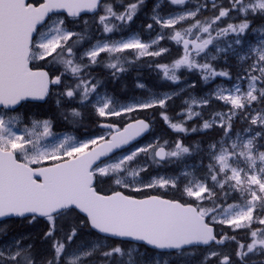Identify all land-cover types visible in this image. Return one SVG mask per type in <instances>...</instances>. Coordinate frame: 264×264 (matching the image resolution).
<instances>
[{
  "label": "snow or ice",
  "instance_id": "6c2138e0",
  "mask_svg": "<svg viewBox=\"0 0 264 264\" xmlns=\"http://www.w3.org/2000/svg\"><path fill=\"white\" fill-rule=\"evenodd\" d=\"M145 3L0 0V222L20 218L33 224L42 219L47 225L43 239L51 242L49 254L40 257L23 236L0 243V264H169L160 257L172 250L194 255L191 250L200 246L206 247L202 264L212 258L216 264H264V24L254 27L257 19L264 21V0H228L227 6L211 0V18L202 17L208 0L193 7H187L190 0H168L182 7L167 17L157 3L145 25L148 30L159 26L156 37L148 42L139 35L125 38L124 30ZM59 12L73 18L74 26L82 13L94 14L101 38L82 49L88 21L84 31L76 32L66 18L52 19L50 14ZM253 31L260 36L258 43L241 54L236 46L245 44ZM165 39L174 42L181 55L170 64H155L163 79L178 85L183 69L198 73L206 85L215 84L206 95L183 101L179 122L167 112L178 92L120 103L102 91L104 83L92 75L102 67L118 80L127 65L167 52L159 46ZM126 52L134 53L131 60ZM229 53L239 62L235 77L229 66L217 63ZM218 78L231 81V86L215 83ZM196 86L195 81L188 85ZM53 97L65 121L78 123L82 109L90 107L102 131L86 139H56L50 118L23 123L18 106ZM213 101L225 110L205 119L202 110ZM155 108L162 110L161 120L175 133L187 136L218 128L221 134L207 142L157 138L129 147L150 131L151 123L122 119ZM197 119L201 122L188 126ZM239 121L243 126L236 129ZM197 157L200 168L195 167ZM188 159L193 160L191 166ZM162 163L183 169L146 182L143 174L151 164ZM102 184L114 187L102 192ZM155 189L177 190L181 198L126 194ZM224 228L231 233L247 230L249 239L242 242ZM85 231L92 239L77 243ZM4 235L7 224L0 227V237ZM228 242L236 245L232 254L217 250ZM150 251L154 256L145 259Z\"/></svg>",
  "mask_w": 264,
  "mask_h": 264
},
{
  "label": "flooded vegetation",
  "instance_id": "af4514ba",
  "mask_svg": "<svg viewBox=\"0 0 264 264\" xmlns=\"http://www.w3.org/2000/svg\"><path fill=\"white\" fill-rule=\"evenodd\" d=\"M128 0H123V3H127ZM204 3V0H190L189 5L187 7H193L197 3ZM217 4H221L224 6H227L228 0H216ZM159 3L160 8L158 9L159 13L165 17H167L169 14H174L177 11L181 9L182 6H172L168 3V0H146V3L144 7L141 9L139 15L137 18L134 20V22L128 26L125 30L123 35L125 38L131 35H139L142 40L145 42L150 41L151 39H154L159 31L161 29L159 28L158 25H154L153 30H148L145 25L149 22L150 16L152 15V9L155 4ZM117 10H122L121 8H117ZM215 12L213 11L211 7V0H208V8L207 10L202 12V17H208L211 18ZM94 14H82L81 17H79L77 21V31L82 32L84 31V21H88V27L87 31L85 33V40L82 43V49L87 48L90 46L91 43H95L96 39H100L102 36L101 30L98 29L97 23L93 19ZM66 18V17H62ZM67 21H69L68 24L71 23L72 20L66 18ZM225 22H235L233 20H225ZM261 24H264V21H261L259 19L256 20L254 27L259 26ZM223 26V23L221 24ZM167 32L168 30H164ZM118 35L114 38H118ZM259 34L255 31H253L247 42L241 46H236L240 51L241 54H244L245 52H248L250 47L253 46L254 44L258 43L259 41ZM226 40L228 38H225ZM160 47L162 48H167L168 51L164 52L161 56L157 57L160 59H168V62L171 63L175 58H177L179 55H181V49L175 45L174 42H171L167 39L161 40L160 41ZM81 49V50H82ZM134 53L131 52H126L125 56L131 60L133 57ZM150 56H146L141 58L140 60H137L134 64L127 65L128 70L121 74L120 78L118 80H113L111 76L109 75V72L107 69H104L102 67H97L93 70L92 75L95 76L98 80L102 81L104 83V88L102 90L107 91L109 94L115 95L117 99L119 100L120 103H131L133 102V94L130 92L132 91H137L136 93H142V89L138 88L136 85L137 83H143L146 85L150 84H158L157 80L159 81V85H166V84H172L169 81H166L162 77V73H159V78L157 80H150L148 77V63ZM50 59V58H49ZM218 66L224 67V66H229L232 73L233 77L237 74L239 71V62L236 60V58L229 53L228 59L224 60L221 59L218 62ZM46 68L50 67L49 64H44ZM236 72V73H235ZM182 76V81L180 84H174V85H183L185 86L186 91L182 92V96L178 98H173L168 102V107H167V112L169 116L174 117L175 121L178 122L180 121V117L177 116V113L181 111V109L184 107L183 101L187 99V94L189 92H195L197 95L202 96L204 92L207 90H210L212 87L215 86L213 85H206L202 80L199 78V74L195 72H188L186 70H181L180 73H178ZM71 79V78H69ZM196 82V88L192 89L189 88L188 85H190L192 82ZM217 84H223V85H229L232 83L231 81H224L223 78H218L217 81L215 82ZM215 101H213L214 103ZM55 103V98L53 99V104ZM212 103V104H213ZM212 104L209 107L204 108L203 111V116L205 119H208L211 114H212ZM31 108V107H25ZM18 111H24V109H17ZM197 111H201V109L197 108ZM59 111L57 107H53L52 113H51V119L54 121V128L53 130H65V135H71L75 136L77 139H86L90 134H99L102 130L99 129L96 126V121L97 118L92 114L90 107L89 108H84L82 109L83 111V118L78 122V123H72L70 121H65L64 119H59L55 112ZM162 110L159 108L155 109H148V110H143V111H138L135 113H131L128 116L124 117L121 121V123H127L129 122V119H145L152 124V130L151 132L141 140V142L137 143L135 146L141 145L143 143H146L150 138L152 137H160L161 142L163 140H168L169 142L174 141L177 138H181L184 140L185 143L186 140L184 139L185 136L184 134H178L173 132L171 129H169L161 120L160 118V112ZM59 116V115H58ZM155 118H158L161 121L160 125H157L155 122ZM116 119V118H113ZM200 121L197 120H192L188 121V123H199ZM106 132V130H103ZM143 162V161H142ZM204 163H207V160L204 161ZM187 164L191 166L193 164L192 159L187 160ZM183 167V165H175V164H151L150 168L151 169H156L160 168V170L170 172V171H177L179 168ZM195 167L200 168V161L199 158L197 157L195 159ZM144 177L146 176L143 174ZM149 191V190H148ZM163 196H166L168 198H176L180 199L181 195L175 192L173 189H168L167 191L162 190L161 192ZM145 194H142L143 196ZM7 224V235H4L0 237V243L7 242L12 240L13 238H19L21 236L25 237L24 243H32L34 244V251L37 255V257L48 255L50 251V241H45L43 239V236L40 238H36L35 235H37V228L39 227L40 224L45 225V228H47L46 223L41 219L38 220L36 223L29 224L27 221H23L20 218H12L8 219L4 222L0 223V227H4V225ZM18 225V227H17ZM219 232V229H217ZM31 235L35 237L31 238ZM38 237V236H37ZM219 247L221 246H216L217 250L222 251ZM192 251L195 253L192 259H204V254L206 252V247L201 255L197 254V251L195 249H192ZM149 254H151V258L154 256V252L150 251ZM188 253L184 255L177 254L175 251H172L170 255L165 254L160 257L161 261L163 262L164 259H167L169 261V264H178V258L181 257H186ZM264 259V257L260 258ZM212 261H215V258H212ZM207 264H210V261L207 262Z\"/></svg>",
  "mask_w": 264,
  "mask_h": 264
},
{
  "label": "trees",
  "instance_id": "16d2710c",
  "mask_svg": "<svg viewBox=\"0 0 264 264\" xmlns=\"http://www.w3.org/2000/svg\"><path fill=\"white\" fill-rule=\"evenodd\" d=\"M147 70H148V77H149L150 80H154L155 81V80H157L159 78L158 77V75H159L158 73L156 74L157 75V79H156V76L155 77H150V75H149V72H150L149 63H148V69ZM150 85H159V84H150ZM167 86H169V85L166 84L163 87H167ZM25 106L26 107H28V106H36L38 108V110H37L38 112L37 113L40 116L48 115L53 110V106H52V103H51L50 100H48L47 102H45L43 104H41V103H27ZM28 111L31 112L32 110L29 108ZM220 132L221 131L213 130L212 132H209V133H202V134L193 135V137H194L193 142H199V141L207 142V141H209L211 139H215L216 135H218V133H220ZM107 187H108L107 184H102V185H99V189L98 190H100L102 192H107V191H109V190H106V189H108ZM255 226L256 225H254V227ZM17 227H18V225H17ZM45 230H46L45 225L40 224L39 227L37 228V235H35L34 233H33V235L38 239L41 236H43V233H44ZM224 231H227V230H224ZM227 232H229L230 234L236 235L237 239L242 241V242H247L248 239H249V237L247 235V230H238L236 233H231V231H227ZM33 235H31V238L34 237ZM35 237H34V241H35ZM88 238H92V237L88 236L86 231H85L84 233H82L79 236L77 242H79L81 240H86ZM225 246H226L225 247L226 254H232L235 251V248H236L235 243L228 242ZM195 250L197 251V254L201 253V248L198 247V248H195ZM213 264H216V261Z\"/></svg>",
  "mask_w": 264,
  "mask_h": 264
},
{
  "label": "rangeland",
  "instance_id": "374dc122",
  "mask_svg": "<svg viewBox=\"0 0 264 264\" xmlns=\"http://www.w3.org/2000/svg\"><path fill=\"white\" fill-rule=\"evenodd\" d=\"M159 60V58H157V57H155V58H151L150 59V63H149V68H150V72H149V75H150V77H155L156 76V79H157V73L160 71L158 68H156L155 67V64H165V63H162L161 61L159 62L158 61ZM166 64H168L167 62H166ZM157 83L159 84V81L157 80ZM181 89H183V90H185V86H183V85H181L180 87H178V89L177 88H173V90H171V91H169V92H162V91H159L158 89H156V88H154V87H150V86H148L147 88H146V90H143V93L142 94H140V96H138V97H136L135 95L133 96V98H134V100H139V99H144V98H148L151 94H157V93H159V94H163V93H172V92H180L181 91ZM102 91H104V90H102ZM189 96H192V97H194L195 95H193L192 93L191 94H189ZM189 96H188V99H189ZM56 106V105H55ZM223 108V109H222ZM32 111V113H33V115H30V116H32V117H34V114H37V110H38V108L36 107V106H33L32 107V109H31ZM222 110H225V106L224 105H222V107H221V109H219V111H222ZM59 115V116H58ZM58 115H57V117L61 120V119H63V117H62V110H59L58 111ZM155 122H156V124L157 125H160L161 124V121L158 119V118H155ZM176 122V121H175ZM179 122V121H178ZM189 127H191L190 125H188ZM243 126V121H239L238 123H236V125H235V127H236V129H240L241 127ZM17 130H19V129H17ZM217 131H221L220 129H218ZM208 133V132H207ZM196 134H199V133H196ZM221 134V133H220ZM64 136V133H62V137ZM157 138H159L160 139V137H152V138H150L146 143H143V144H141V145H138V146H142V145H145V144H147V143H150V142H153L155 139H157ZM185 140H186V144H191V143H195V142H193V140H194V137L192 136V134L190 133V135H188L187 137H185L184 138ZM145 179V178H144ZM145 181L147 182L148 180H146L145 179ZM227 229V228H226ZM92 238H88V239H86V240H83V241H88V240H91ZM80 242V241H79ZM79 242H77V243H79ZM141 251H143L142 249H141ZM215 262V261H214ZM182 264H192V263H189L188 261L187 262H184V263H182ZM194 264H202V263H194Z\"/></svg>",
  "mask_w": 264,
  "mask_h": 264
},
{
  "label": "bare ground",
  "instance_id": "6f19581e",
  "mask_svg": "<svg viewBox=\"0 0 264 264\" xmlns=\"http://www.w3.org/2000/svg\"><path fill=\"white\" fill-rule=\"evenodd\" d=\"M151 87H154V88H156V89H158L159 91H162V90H164L165 89V87H163L162 85H151ZM137 91H132V92H130L131 94H135ZM143 93V92H142ZM142 93H138L137 95H139L140 96V94H142Z\"/></svg>",
  "mask_w": 264,
  "mask_h": 264
},
{
  "label": "water",
  "instance_id": "95a60500",
  "mask_svg": "<svg viewBox=\"0 0 264 264\" xmlns=\"http://www.w3.org/2000/svg\"><path fill=\"white\" fill-rule=\"evenodd\" d=\"M65 14H66V13H65ZM35 102H43V101H35ZM145 134H146V133H145ZM145 134H144V135H145ZM144 135H143V136H144ZM140 138H141V137H140ZM140 138H138V140H139ZM133 243H135V242H133Z\"/></svg>",
  "mask_w": 264,
  "mask_h": 264
}]
</instances>
